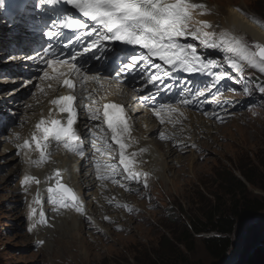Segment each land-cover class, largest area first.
Returning <instances> with one entry per match:
<instances>
[{"label": "rangeland", "instance_id": "1", "mask_svg": "<svg viewBox=\"0 0 264 264\" xmlns=\"http://www.w3.org/2000/svg\"><path fill=\"white\" fill-rule=\"evenodd\" d=\"M204 3L214 8L212 16L207 12L208 20L215 21L212 24L210 21L212 26L222 27L224 19L229 17V7L233 6L248 11V16L264 27V0H207ZM207 7L199 8L201 18H204ZM194 19L195 16L192 21ZM197 26H200L199 21L197 25H192L193 28ZM251 38L245 36L248 47L255 51L253 45L257 42ZM200 48H204L202 44ZM214 55L223 63L228 56L221 51ZM8 58L7 53H2L0 64L11 62ZM241 70V75L234 70L233 77L225 82L224 78L205 80L207 87L216 90L209 97L208 104L196 112L203 114V130L207 131L197 137H192L190 133L186 136L188 143L174 146V149L179 148L177 153L170 154L172 146L158 148L160 169L148 162L134 164L132 170L140 174L139 181L129 183L125 179L121 184L123 187L100 180L112 184L115 193L114 201L108 200L109 203L104 202L100 206L110 208L106 213L97 206L95 194L98 187L89 185L87 177L90 172L87 170L77 171V188L85 212L76 213L69 208L52 206L46 200L45 193L48 192L44 190L36 195L41 197L38 199L41 202L33 203L37 200H34L35 196L29 188L32 182L23 183L24 163L19 158L15 159V164L9 159L12 155L19 156V150H12V154L7 152L9 146L17 142V137L26 136L23 135L29 125H26L25 115L24 122L23 119L20 122L22 125L13 121L18 118V115L13 117L18 113H11L9 104L19 96L12 100L9 97L13 95L6 96L0 111L11 121L9 119V126L5 128L0 126V264H151L154 257L166 251L171 244L165 237L170 236L171 240L184 238L182 232L185 227L191 228L193 220L202 218L215 201L227 214L233 212L236 204H240L239 209L242 208L244 197L246 200H260L264 192L252 184L240 189L241 197L230 198L229 201L226 195L231 173L242 177L239 169L257 172L264 165V91L261 90L264 87H257L250 75L264 82V67L257 70L244 65ZM12 75L18 76L16 83L0 82V94L11 93L17 88L18 93H23V99H27L32 94V86L27 87L29 83L25 80L31 72L16 71ZM89 75L106 78L99 74ZM32 81L34 86L40 87L39 82ZM111 95L110 91H106L103 100H107L106 96L112 99ZM82 102L84 112L93 111L91 100L80 98L79 104ZM130 104L135 105L134 102ZM187 116L183 117L186 119ZM141 121L142 127L139 126ZM137 122L138 130L146 132L145 138L150 136L149 141L170 142L167 134H164L165 138H161L158 132L150 134V121L143 114L138 115ZM13 128H16V136L11 137ZM115 148L113 152H117L119 160L120 148ZM182 148L183 151H180ZM113 172L111 170V177L124 173ZM125 184L128 187H124ZM259 207L250 218L235 219V229L230 236L231 251L221 259L214 258L207 250L203 242L208 235L206 233L195 234L193 240H188L187 246L181 245L185 256L195 264H222L235 251L230 262L225 264H251L249 259L254 250L264 243V206ZM33 210L37 212L36 220ZM41 212L44 213L43 218Z\"/></svg>", "mask_w": 264, "mask_h": 264}, {"label": "bare ground", "instance_id": "2", "mask_svg": "<svg viewBox=\"0 0 264 264\" xmlns=\"http://www.w3.org/2000/svg\"><path fill=\"white\" fill-rule=\"evenodd\" d=\"M204 1H207V0H201V1L200 0H190L191 3L200 4V5H204L205 7H207ZM213 9L214 8H211L210 6H208L205 12L204 18L200 17L199 8L193 9L192 17L195 16V19L193 20L194 22L193 21L191 22V27L192 25H197L198 21L201 22L202 19L204 20V22H207L208 24H210V21H212L211 24L213 22L215 23L213 19H211L210 21L208 20L209 16L207 14V12H210L211 14L210 16H212ZM229 12H230L229 17L227 19H224V22H223L224 27L222 25H221L222 27H218V26L215 27L214 25L212 26L210 24L211 27L205 28L204 31H207L210 33H216V34H217L216 31H218L220 34L224 33L231 37L238 38L240 41H242L246 45L247 43L245 40V36H250V38L253 37V39L256 40V42L259 43L261 46H264V28L256 24L253 21V19L250 18V16H248V11L243 10L242 8H234L233 6H230ZM3 25H5V23L0 18V26L2 27L0 29V32H1L0 33V55L4 52L2 51V49H5L6 51V46L8 45L7 44L3 46V44H5L6 42L3 40V38L6 35L8 36L10 35V33H12V32H8L6 34L3 33L4 30L5 31L7 30V28H4ZM200 26H197V27H200ZM23 35L27 39V41L37 38L35 34L29 33V32H24ZM217 36H219V34H217ZM187 39L188 37L186 39L182 38V42H186ZM24 42L26 45V41H22V43ZM203 47H204L203 51L205 52V49L207 47L205 46ZM22 49H25V48L22 46ZM207 50L210 51L211 54L213 53L212 55L220 52L219 50H215L211 48H207ZM8 59L11 62L6 63L5 65L0 64V71L3 70V68L6 69L5 74L2 76V78H0V82L6 83V81L8 82L17 81L16 79H18L17 78L18 76H15V77L10 76L9 78L8 75H6V73H9L11 71H14V72L15 71L25 72L24 70L29 71V72L31 71V76H32V78H30L31 77L30 76L29 77L30 79L28 78L25 81L29 83L27 87L32 86L33 95L31 94L27 99H23V93L22 92L18 93L17 88L14 89L11 93L10 92L1 93L0 94V108H2L1 102L5 101L6 96L9 97V95H13L9 97L11 98V100L14 99L17 95L19 96V99H14V101L11 102V104H9V106L11 107L10 108L11 113H18L13 116V117H16V115H18V118L16 120L14 119L13 121H15L16 124H21L20 122L22 119H23L22 122H24V115H25L26 125H29V126L27 127L23 135V136L25 135L26 136L24 138H21V136L17 137L18 138L17 142L13 143L12 146H9L10 150L7 152H9V154H12L11 153L13 152L12 150H19V156L12 155L9 157V159L13 160V163L14 161L16 163L15 159L19 158V161L21 163H24V173L22 174L23 180L25 176L34 177L35 180H39V183H36L35 180L30 181L32 182V185H29V188L31 190L32 195L35 196L34 200L35 199L38 200L41 198L40 196L36 197V195L39 194L42 190L48 192L49 187L55 186V182H56L55 173L57 170H59L60 172V177H59L60 182L64 184H68V186L71 189H73V191L77 194L80 200V190H78L77 188V185H78L77 178L79 177V174L77 173V171L87 170L88 172H90V174L87 177L88 178L87 181L89 182V185L98 187V191L95 194V196H97V206L100 208L102 203L104 202L109 203V202L114 201L115 193H113L114 188L112 187V184L108 185L104 182H101L102 180L100 181V178H98L97 172L92 171V168L88 166L91 164V161H89V164H88L84 162L85 159H79L78 157L74 158V156H72L71 153L69 152L70 150L68 151V149L63 147L62 143H58L55 140H50L48 142L49 146L46 149L47 159L42 160L40 151L36 148L35 142L32 141V136L35 133L38 138H41L42 132L41 130H38L36 128V125L42 119L45 121L49 117L53 115H57L58 106L53 105L51 101L56 99L58 96L62 94H74L75 93L79 99L77 101L78 103L77 106L75 105V109L77 110V121L75 123V128L78 131V133L83 136L84 141H88V137H89V134L91 133V129H96L98 126L101 125V123H103V118H102V122H101V119H92V112L96 110V108H98V104H97L98 102L106 103L111 100L112 102H116L120 104L123 103V104L129 105L133 99V102H136V104L137 103L139 104V101L142 98L140 96H145L147 94L139 96L137 93H133V97L129 98L128 96L131 90L128 86L122 85L115 80H109L105 78H100L98 76L95 77V76L87 75L86 73L75 72L72 66H66V65H60V64L59 65L58 64L49 65L47 63V59L41 57L40 54H38V60L36 57L32 58L30 54H27V53L9 56ZM33 59L36 60L37 62L35 65L33 63L34 61H32ZM244 65L248 66L247 64H244ZM254 68H256L257 70L262 69V67H254ZM45 73H47V76L45 75ZM61 73H63L64 75H61ZM32 79H34L36 82H39L40 87L34 86L35 84L32 81ZM64 79H72L74 81L75 87L73 89L67 88L65 85H63ZM106 91H110L112 93L111 96H113V98L110 100L104 101L103 99H104V95L106 94ZM1 98L3 99L1 100ZM80 98L91 100L94 106L93 111L87 110L84 112L82 110L84 108L82 105H83V102L85 103V101L79 104ZM176 108H178V106H176ZM135 110H137V112L131 114L130 116L131 129H130L129 136L125 137L124 139V142L127 145H130L126 147L125 154L129 156V158H131L132 153L137 154L134 158V163L132 166H134V164H137V163L144 164L148 162L151 165H153V167H157L160 169L161 168L160 159H159L160 153L158 151V148L161 149L164 146H168V147L172 146L173 151L170 152V154L177 153L179 148L178 150L174 149V146L184 145L188 143V139L186 136L192 133V137H197L199 134L205 133V130H206V129L203 130V125H204L203 114L201 113L197 114L198 112L195 110L181 108L180 111L176 114L174 112L171 113L170 115L168 113L161 114L160 117H154L152 114V111L150 110L142 111V109L138 106L135 107ZM139 114H143V117H145L148 121H150L149 123L147 122L149 130H150V134H155L156 132H158V135H159L161 131H165L163 133L169 136L170 142L165 141V140L152 142V141H149L150 136L145 138L146 132H144V130H142L141 132L138 130L137 120H138ZM185 114H188L186 119L183 117ZM0 115H2L5 118V121L2 122L3 124L2 127L5 128L9 126L7 121L9 119L11 120V118H9L8 116L6 117L5 113L2 111H0ZM67 118L68 117H66V119ZM161 118L164 119L165 121L164 123H161ZM139 126L142 127V121ZM12 132L13 134L11 135V137H13L14 134L16 133V128H13ZM96 132L102 133L99 130H96ZM25 140H28L30 142V147L27 149L19 147V145H22ZM41 143L42 144L44 143L42 138H41ZM116 146L119 147L118 143L116 144ZM80 147L82 151L88 150L86 146H82L81 144H80ZM141 149H145V151L141 152L140 151ZM88 151H89V154L93 156V151L90 149ZM180 151H183V148L180 149ZM95 156L96 155H94V157ZM119 156H120V152H119ZM37 161H39V163H36ZM10 173L12 175L15 174V172L13 173L12 171H10ZM125 176H127V174H125ZM128 181L129 183L137 182L135 180H128ZM100 185H102L101 188H99ZM25 187L27 188V186ZM42 195L44 196V192H42ZM45 196H46V200L50 202V198H49L50 194L45 193ZM33 203L37 204V201H33ZM50 204L53 206L51 202ZM54 206H57V205H54ZM82 207H83V210L86 209L84 208L83 203H82ZM68 208L71 211H74L77 213L74 207H68ZM109 210L110 208H100V211L104 213L109 212ZM82 212H85V211H82ZM36 214L37 212L35 213V220L37 219ZM234 252H232L233 255L235 254ZM233 255L231 254L230 257H232ZM230 257H229V260H227L228 263L230 262Z\"/></svg>", "mask_w": 264, "mask_h": 264}, {"label": "snow or ice", "instance_id": "3", "mask_svg": "<svg viewBox=\"0 0 264 264\" xmlns=\"http://www.w3.org/2000/svg\"><path fill=\"white\" fill-rule=\"evenodd\" d=\"M60 2L61 0H39V5L43 8L45 5L54 6ZM64 3L70 4L83 17L89 18L94 22L92 32L98 35L92 44L85 47V52L100 40H110L124 45L138 46L146 50L147 54L144 56L132 55L128 61L123 63L122 71H135L137 67L151 57H156L164 65L179 68L189 73L207 72L215 68L216 65L212 61H205L198 54L197 48L193 44L182 42V38L186 39L187 37L198 40L200 44L207 48L232 54L226 56L225 59L229 67L234 70H241L244 64L251 67H264V46L259 43L253 45L255 48V51H253L238 38L224 33L217 36L216 33L204 31L205 28L211 27L207 22H200V27H191L192 10L204 8L205 6L191 3L190 0H64ZM61 27L66 29H85L87 25L81 19L66 15ZM47 35L52 38L60 35V33L49 30ZM72 35H76V33L73 32ZM69 40H71V37H69ZM43 51L46 55L51 54L55 57V53L51 52V45ZM233 55L236 58H232ZM54 62V60H47L49 65ZM153 66L157 69L161 68L160 64H154ZM72 67L75 72L80 71L75 64ZM45 75L47 76V73ZM61 75L64 74L61 73ZM164 75H168L167 71L164 72ZM149 77L150 82L161 79L159 73H149ZM216 78L217 80L222 79L223 74L216 75ZM63 85L69 89L75 87L72 79H64ZM261 90L264 91V88ZM75 100L76 97L74 95H67L57 97L51 101L53 105L59 106L61 113L68 114L66 123L59 119H53L50 121V126H45L41 129V126L46 123L42 119L36 125V128L43 132L42 140L44 143H41V138H38L35 133L32 136V141L35 142L36 148L40 151L42 160L47 159L46 149L50 140L62 143L66 149L83 154L79 144L80 136L75 129L77 121V111L74 107ZM183 103L188 104L189 101L184 100ZM103 109V123L111 131L113 141L119 145V163L123 166L124 172L127 173L126 179L138 182L140 174L132 170L134 158L137 154L132 153L131 158L125 154L126 147L130 146L124 142L126 135L130 133V125L123 115V106L114 103L105 104ZM99 111V109H96L93 112L92 119H100ZM161 111H165L170 115L173 112H177L178 109L161 106ZM164 122V119L161 118V123ZM160 135L161 138H165L164 133H160ZM105 144L106 147L111 148V145L107 144L106 141ZM19 147L27 149L30 147V142L25 140ZM97 151H100V149L98 148ZM140 151L143 152L145 149ZM36 163H39V161ZM99 166V162H97V167L99 168ZM105 167L109 166L105 165ZM111 167L115 169L116 165H111ZM55 177V186L48 188L50 202L61 208L74 207L77 212H82V203L77 194L73 189L60 182L59 170L56 171ZM99 178L106 179L108 177L100 176ZM32 180H35V178L25 176L23 183H28ZM35 182L39 183V180H35ZM146 186L147 182L145 180ZM40 202L37 200V203ZM33 215H35V210H33ZM40 216L43 218L44 213L41 212ZM105 219H108V217H105Z\"/></svg>", "mask_w": 264, "mask_h": 264}, {"label": "trees", "instance_id": "4", "mask_svg": "<svg viewBox=\"0 0 264 264\" xmlns=\"http://www.w3.org/2000/svg\"><path fill=\"white\" fill-rule=\"evenodd\" d=\"M239 170L242 177L231 173L229 180H227L228 192L226 195L229 196V201L230 198L241 197L240 189L245 188L248 184L259 187L264 192V165L257 172L251 169ZM244 199L241 202V205H244L242 208L239 209L240 204H236L233 212L227 214L215 201L202 218L193 220L191 228L185 227L186 229L182 232L184 238L171 240L170 236L165 237L171 244L168 245L166 251L157 254L151 264H195L185 256L181 245L187 246L189 239L193 240L195 234L201 233L208 234L204 237L203 242L211 255L216 259L224 257L231 250L230 236L235 229V219L251 217L257 211V207L264 206V195L260 200H246V197ZM261 245L254 250L249 263L264 264V243Z\"/></svg>", "mask_w": 264, "mask_h": 264}, {"label": "water", "instance_id": "5", "mask_svg": "<svg viewBox=\"0 0 264 264\" xmlns=\"http://www.w3.org/2000/svg\"><path fill=\"white\" fill-rule=\"evenodd\" d=\"M64 184V183H63ZM64 185H66V186H68L67 184H64ZM69 187V186H68ZM248 218H250V217H248ZM257 247V246H256ZM255 247V248H256ZM231 251V250H230ZM229 257H230V254H229V256H228V258H227V260L229 259ZM225 263H227V261H224L222 264H225Z\"/></svg>", "mask_w": 264, "mask_h": 264}]
</instances>
